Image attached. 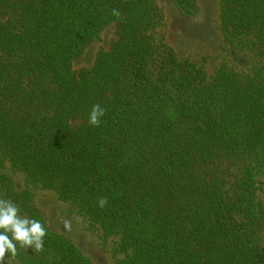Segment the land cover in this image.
I'll return each instance as SVG.
<instances>
[{
	"label": "trees",
	"instance_id": "trees-1",
	"mask_svg": "<svg viewBox=\"0 0 264 264\" xmlns=\"http://www.w3.org/2000/svg\"><path fill=\"white\" fill-rule=\"evenodd\" d=\"M161 1L200 13L197 0H0V200L46 230L41 250L18 244L0 264H95L3 161L117 236V264H264V0H219L223 48L253 68L211 76L156 39Z\"/></svg>",
	"mask_w": 264,
	"mask_h": 264
},
{
	"label": "rangeland",
	"instance_id": "rangeland-1",
	"mask_svg": "<svg viewBox=\"0 0 264 264\" xmlns=\"http://www.w3.org/2000/svg\"><path fill=\"white\" fill-rule=\"evenodd\" d=\"M197 1L200 13L194 18L182 16L170 2H158L162 21L155 31L156 39H163L179 59L187 57L197 65H203L207 76H211L222 62L240 74L251 73L253 58L250 53L223 48L218 21L219 0ZM113 37L112 30L103 33L101 40L89 47L74 67H91L96 53L101 48H108ZM2 171L13 180L16 187L30 189L35 203L47 212L50 227L72 240L95 264H117V260L121 257V254L116 252L117 236L103 238L96 226L69 203L60 201L54 191L27 185L23 173L15 170L8 161H3ZM259 179L262 185L258 193L264 202V175L260 174ZM259 237L264 249V228ZM5 264L18 263L6 260Z\"/></svg>",
	"mask_w": 264,
	"mask_h": 264
},
{
	"label": "clouds",
	"instance_id": "clouds-1",
	"mask_svg": "<svg viewBox=\"0 0 264 264\" xmlns=\"http://www.w3.org/2000/svg\"><path fill=\"white\" fill-rule=\"evenodd\" d=\"M103 115L104 110L99 105L93 106L89 113L90 123L98 125ZM104 204V200L99 202L101 208ZM45 235L46 230L39 220L21 218L15 204L0 200V261L6 253L14 258L17 255L18 244L22 247H33L37 251L41 250Z\"/></svg>",
	"mask_w": 264,
	"mask_h": 264
}]
</instances>
